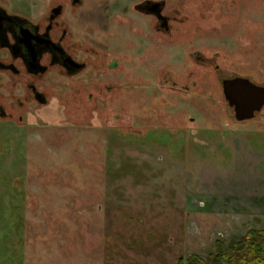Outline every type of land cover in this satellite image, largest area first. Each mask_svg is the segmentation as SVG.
<instances>
[{
    "label": "rangeland",
    "instance_id": "rangeland-1",
    "mask_svg": "<svg viewBox=\"0 0 264 264\" xmlns=\"http://www.w3.org/2000/svg\"><path fill=\"white\" fill-rule=\"evenodd\" d=\"M181 1V49L218 69L183 66L180 93L123 90L121 110L61 83L27 126L0 121V146L19 133L0 154V264H177L264 230V109L237 122L221 88L264 84V0ZM35 132L38 154H16Z\"/></svg>",
    "mask_w": 264,
    "mask_h": 264
},
{
    "label": "flooded vegetation",
    "instance_id": "flooded-vegetation-1",
    "mask_svg": "<svg viewBox=\"0 0 264 264\" xmlns=\"http://www.w3.org/2000/svg\"><path fill=\"white\" fill-rule=\"evenodd\" d=\"M184 4L181 0L174 4L172 0H0V121L27 126L40 110L53 105L62 85L72 96L87 89L89 101L105 104L108 99L120 110L129 103L123 90L182 92L186 85L171 75L183 66L192 72L202 70L204 64L219 68L217 57L208 58L200 45L181 49L185 38L181 26L187 21ZM235 78L264 84L242 75L221 81L233 118L256 119L264 107L252 119L239 120L226 98L224 82ZM136 98L131 94L133 101ZM134 130L138 134L139 128ZM31 134L37 138L29 135L33 141L20 146L16 154H38V132ZM17 136L5 134L8 146H0V154L2 149L14 152ZM28 160L26 156L24 164Z\"/></svg>",
    "mask_w": 264,
    "mask_h": 264
},
{
    "label": "trees",
    "instance_id": "trees-1",
    "mask_svg": "<svg viewBox=\"0 0 264 264\" xmlns=\"http://www.w3.org/2000/svg\"><path fill=\"white\" fill-rule=\"evenodd\" d=\"M216 244L207 259L193 253L187 259L179 257L177 264H264L263 229H251L228 244L221 240Z\"/></svg>",
    "mask_w": 264,
    "mask_h": 264
},
{
    "label": "water",
    "instance_id": "water-1",
    "mask_svg": "<svg viewBox=\"0 0 264 264\" xmlns=\"http://www.w3.org/2000/svg\"><path fill=\"white\" fill-rule=\"evenodd\" d=\"M224 91L239 120L252 119L264 107V86L253 84L249 79L226 80Z\"/></svg>",
    "mask_w": 264,
    "mask_h": 264
}]
</instances>
